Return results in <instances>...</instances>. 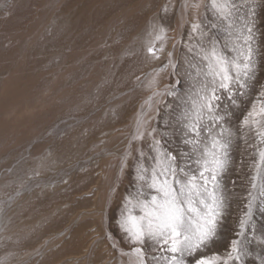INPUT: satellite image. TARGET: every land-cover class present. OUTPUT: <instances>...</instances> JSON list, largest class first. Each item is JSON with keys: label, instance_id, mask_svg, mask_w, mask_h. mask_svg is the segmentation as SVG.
I'll return each instance as SVG.
<instances>
[{"label": "rangeland", "instance_id": "rangeland-1", "mask_svg": "<svg viewBox=\"0 0 264 264\" xmlns=\"http://www.w3.org/2000/svg\"><path fill=\"white\" fill-rule=\"evenodd\" d=\"M232 241L264 264V0H0V264Z\"/></svg>", "mask_w": 264, "mask_h": 264}, {"label": "snow or ice", "instance_id": "snow-or-ice-1", "mask_svg": "<svg viewBox=\"0 0 264 264\" xmlns=\"http://www.w3.org/2000/svg\"><path fill=\"white\" fill-rule=\"evenodd\" d=\"M213 56H214L215 58L219 59V57H217L215 53H213ZM141 178H142V177H141ZM213 179H215V177H213ZM151 187H153V188H157V187H159V186L156 185V184H153V185H151ZM160 191H161L162 196H164V197H167V196H168V192H167L166 190H164L163 188H161ZM174 200H175V194L173 193V196H172V199H171V200H167L166 202H162V203L159 205L160 210H161V213H162L164 216H167V215H168V208H169L170 205L173 204V201H174ZM153 203H156L155 198H153ZM250 212H251V209L249 208V213H250ZM217 215H219V211L217 212ZM248 218L251 219V216L249 215ZM173 219H174L175 221H179V213H177ZM150 223H151V222H150ZM245 223H246V221H241V228L244 227V224H245ZM170 226H171V221H169V222H167V223H159V228L161 229V231H160V232H156V235H158V236L161 235V232H162L164 229H166V228H168V227H170ZM137 231L139 232V234L136 235V236L134 237V239H135V240H140V241H142V240H143V237H144V233H143V232H140L139 229H137ZM172 235H173V236H178V235H180V233L177 231V228L172 227ZM204 239H207V237H204ZM169 242H170L169 240H163V241H162V244H167V243H169ZM178 243H179L178 241H177V242H173V246L169 249V251H171L172 253H177V252H179V248L177 247V244H178ZM236 244H237L236 241H232V242H231V249H232V251L229 253V259H233V258H234L233 261H240V264H243L242 256H243L244 253H243V252H239V250H238L237 247H236ZM189 247H191V246H189ZM198 247H199V244H197V247H196V248H192L191 251L187 252L186 255H189V256H190V255H193V254L195 253V251L197 250ZM135 251H138V252H139V251H142V249H135ZM237 252H239V254H236ZM172 259L175 260V259H176V256L174 255V256L172 257ZM206 264H208L207 261H206Z\"/></svg>", "mask_w": 264, "mask_h": 264}]
</instances>
